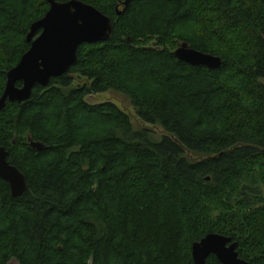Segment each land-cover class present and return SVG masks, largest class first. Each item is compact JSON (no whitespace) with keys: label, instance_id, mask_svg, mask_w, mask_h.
<instances>
[{"label":"trees","instance_id":"1","mask_svg":"<svg viewBox=\"0 0 264 264\" xmlns=\"http://www.w3.org/2000/svg\"><path fill=\"white\" fill-rule=\"evenodd\" d=\"M77 1L113 33L0 113V147L27 185L12 199L0 179V264H193L192 245L209 234L264 264V0ZM47 10L0 0V97ZM152 43L162 51L146 50ZM183 43L221 66L176 60ZM74 76L85 83L70 89ZM109 91L164 135L85 102Z\"/></svg>","mask_w":264,"mask_h":264},{"label":"water","instance_id":"2","mask_svg":"<svg viewBox=\"0 0 264 264\" xmlns=\"http://www.w3.org/2000/svg\"><path fill=\"white\" fill-rule=\"evenodd\" d=\"M44 1L48 4V10L42 19L30 27L26 40L30 44L28 51L6 74L0 97V113L7 103L20 105L31 97L36 86L45 88L52 79L68 73L76 62L79 47L107 42L113 33L111 19L90 5L77 0L66 3ZM128 3L129 0H126L122 5L126 7ZM37 32L39 34L35 37ZM146 50L162 51L155 47V43ZM172 55L191 67H204L211 71L222 64L221 58L198 52L185 43L179 45ZM28 144L34 151L45 150L43 144L33 142L30 137ZM7 157V151L0 147V179L8 184L10 197L18 199L27 191L26 180L8 163ZM236 250L237 243H232L231 239L209 234L192 245V261L193 264H206V260L213 256L220 264H248L239 258ZM13 263L16 264L15 261L9 264Z\"/></svg>","mask_w":264,"mask_h":264},{"label":"rangeland","instance_id":"3","mask_svg":"<svg viewBox=\"0 0 264 264\" xmlns=\"http://www.w3.org/2000/svg\"><path fill=\"white\" fill-rule=\"evenodd\" d=\"M73 85L70 89H75L78 86H82L85 81L79 79V77H73ZM85 102L89 105H100L104 103H110L115 105L120 111H122L125 115H127L130 119V122L134 129H146L152 132L157 138L162 137L163 130L159 126H150L142 123L139 118L136 116L134 108L132 107L131 101L123 94L118 93L116 91H109L106 93L88 96L85 98ZM14 264V263H13Z\"/></svg>","mask_w":264,"mask_h":264}]
</instances>
